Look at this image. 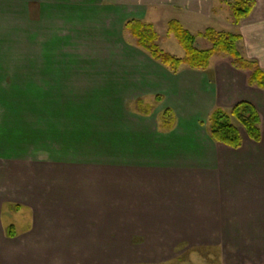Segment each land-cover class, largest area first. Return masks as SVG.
<instances>
[{"label": "crops", "instance_id": "1", "mask_svg": "<svg viewBox=\"0 0 264 264\" xmlns=\"http://www.w3.org/2000/svg\"><path fill=\"white\" fill-rule=\"evenodd\" d=\"M253 1L232 33L264 70ZM214 2L0 0V264H170L213 248L220 264H264V90L227 56L172 73L124 29L171 11L199 33L222 23ZM241 101L261 139L214 142L210 113Z\"/></svg>", "mask_w": 264, "mask_h": 264}, {"label": "trees", "instance_id": "2", "mask_svg": "<svg viewBox=\"0 0 264 264\" xmlns=\"http://www.w3.org/2000/svg\"><path fill=\"white\" fill-rule=\"evenodd\" d=\"M227 3L232 13L233 24H238L247 17L254 7L253 0H228ZM124 29L133 38L137 47L147 52L152 59L172 73H177L182 65L204 70L208 68L212 57L227 56L231 60L232 67L248 72L249 86L264 90V70L260 69L255 61L245 58L240 53L238 42L241 36L238 33L207 27L194 34L177 19H170L167 22L166 32L175 37L184 51L182 57H176L158 46L159 37L151 23L129 19L125 22ZM197 37L208 42L205 48L196 47ZM160 99V96H156L157 101ZM161 117L162 125L166 130H170L173 126L170 110H164ZM240 128L251 140L258 142L261 139L260 116L256 108L246 101L238 102L230 109L215 107L206 121V131L209 137L216 143L232 148H238L241 145ZM6 234L13 236V228H7Z\"/></svg>", "mask_w": 264, "mask_h": 264}, {"label": "rangeland", "instance_id": "3", "mask_svg": "<svg viewBox=\"0 0 264 264\" xmlns=\"http://www.w3.org/2000/svg\"><path fill=\"white\" fill-rule=\"evenodd\" d=\"M214 1H215L214 6H216V9L221 11V15L223 17L221 21L222 23L216 22V24H214L215 23L214 22L211 25H214L215 29L217 30L219 29V30H224L228 32L237 31V27L234 26L231 20L232 13L227 3L228 0H221V1L214 0ZM175 17H176V14L171 11H169L166 15H161V17H159L157 20H162V21L155 24L154 28L159 37L157 41L158 46L163 51L171 55H174L176 57H182L184 55L183 49L178 44L175 37L173 35H168L166 32L167 21L165 22V20L174 19ZM238 24H235V25H238ZM202 27H205V24ZM30 31H31V34L34 32V36H30L29 48L40 47V20L37 22H35V20H33V22H30ZM194 33L197 34V32H194ZM195 44L197 48L203 49L207 46L208 42L202 38L197 37ZM148 103L152 104L153 102L151 101ZM140 107H143V106H139V108ZM145 108H147V106H145ZM180 252L181 254H180L179 260L176 259L170 264H216V263H219L218 251L215 248L209 249V250H201L199 253H195V254L190 251L186 252L183 250H180Z\"/></svg>", "mask_w": 264, "mask_h": 264}]
</instances>
